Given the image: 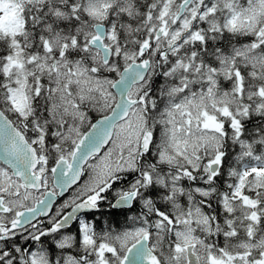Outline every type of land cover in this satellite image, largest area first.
<instances>
[{"label":"snow or ice","instance_id":"snow-or-ice-1","mask_svg":"<svg viewBox=\"0 0 264 264\" xmlns=\"http://www.w3.org/2000/svg\"><path fill=\"white\" fill-rule=\"evenodd\" d=\"M0 264H264V0H0Z\"/></svg>","mask_w":264,"mask_h":264}]
</instances>
